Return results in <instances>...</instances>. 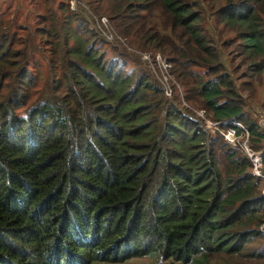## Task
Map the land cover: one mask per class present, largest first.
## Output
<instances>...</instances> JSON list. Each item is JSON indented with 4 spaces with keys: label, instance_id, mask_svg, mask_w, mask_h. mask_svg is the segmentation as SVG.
Instances as JSON below:
<instances>
[{
    "label": "trees",
    "instance_id": "obj_1",
    "mask_svg": "<svg viewBox=\"0 0 264 264\" xmlns=\"http://www.w3.org/2000/svg\"><path fill=\"white\" fill-rule=\"evenodd\" d=\"M22 1L0 0V264L264 254V179L197 113L223 129L240 122L264 173V108L253 119L241 94L264 77V0L215 11L247 64L239 85L198 0H81L75 11L28 0L24 12ZM86 14L107 16L122 41L89 29Z\"/></svg>",
    "mask_w": 264,
    "mask_h": 264
},
{
    "label": "rangeland",
    "instance_id": "obj_2",
    "mask_svg": "<svg viewBox=\"0 0 264 264\" xmlns=\"http://www.w3.org/2000/svg\"><path fill=\"white\" fill-rule=\"evenodd\" d=\"M67 3L69 0H66ZM78 1L81 0H75V9L77 10L79 8ZM200 4H202L203 11H204V20H203V26L207 32V35L210 37V39L213 41L216 47L221 51L222 53V59L226 64V68L228 71H231L232 75L236 79V83L242 84L246 83L245 81H250L245 76L246 75V68L247 64L244 65L240 62L241 58L238 56V54L235 53V45L236 42H233L232 37L234 36V33L230 30H228L216 17V9L223 3V0H198ZM58 0H55L54 5ZM69 5V3H68ZM28 0L22 1L21 9L24 12V8L30 7ZM74 9V11H75ZM21 13V11H20ZM87 13V12H86ZM90 16L86 14V20H90ZM31 22H33L30 19ZM89 26V23H88ZM106 46H104L105 48ZM108 54L111 53V50L108 49ZM134 63L132 61H128L126 68L131 69L133 68ZM35 72L37 71H44L45 72V63L39 62L37 60H34V63H31V66ZM154 67V66H153ZM197 70H200V68H196ZM154 72V69L152 70ZM42 77H44V73L42 74ZM262 82H253L251 86L248 84L246 86L245 90L241 91L242 99L244 101L243 107L246 113L252 117L253 119H257V115L259 112L262 111L264 108V77H262ZM190 103V102H189ZM192 104V103H191ZM193 105V104H192ZM198 106L193 105V108H197ZM262 231L264 232V224L262 225ZM259 244L256 242H252L250 247L255 248ZM251 253V252H249ZM223 254L219 253L215 255L214 261L216 264H264V254H260L259 256L253 255V254ZM264 253V250L263 252ZM158 259L150 256H143V257H134L131 259H128L124 262H103V261H97L93 264H157Z\"/></svg>",
    "mask_w": 264,
    "mask_h": 264
},
{
    "label": "built area",
    "instance_id": "obj_3",
    "mask_svg": "<svg viewBox=\"0 0 264 264\" xmlns=\"http://www.w3.org/2000/svg\"><path fill=\"white\" fill-rule=\"evenodd\" d=\"M69 7L71 10L75 9V0H69ZM76 10V9H75ZM91 19L89 20V29L95 30L97 33L102 35L104 39L108 42H114L116 40H121L120 36L116 33L112 27L110 20L105 15H95L92 14ZM141 59L150 61L151 53L142 52ZM156 61L159 63V68L161 70V82L164 86V93L167 97L172 95V88L169 85L168 80V67L169 64L166 59L162 58L160 54L155 55ZM198 115L203 118L204 127L210 130L212 133H220L224 140L229 143L231 146L240 147L249 157L252 163V168L250 172L264 179V173L262 172V150L254 151L248 145L249 133L246 128H244L240 122L231 121V125L226 129L221 128L222 123L226 121H211L204 117V112L202 110L197 111ZM259 125L264 129V111L260 114ZM264 194V188H263Z\"/></svg>",
    "mask_w": 264,
    "mask_h": 264
}]
</instances>
